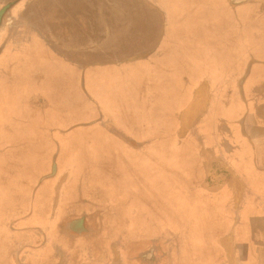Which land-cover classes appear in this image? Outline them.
I'll return each mask as SVG.
<instances>
[{
    "label": "crops",
    "instance_id": "1",
    "mask_svg": "<svg viewBox=\"0 0 264 264\" xmlns=\"http://www.w3.org/2000/svg\"><path fill=\"white\" fill-rule=\"evenodd\" d=\"M7 3L0 23V157L13 148L19 170L35 167V183L0 198V264H29L31 256L41 261L46 234L62 227L77 201L75 187L63 191L69 169L45 196L46 179L56 173L63 149L52 132L65 133L71 124L55 125L62 115L55 112L54 90L45 96L26 89L20 80L31 85L40 78V84L63 78L67 70L69 85L77 86L79 75L85 84L89 74L119 69L111 72L119 74L121 89L96 97L85 94L84 101L90 99L89 106L98 113L84 125L98 124L107 140L116 138L117 147L143 149L159 140L157 163L164 160L163 149L173 165L172 154L179 153L192 183L214 194L213 204L205 205L209 211H240L245 208L236 205L240 197L264 199V0H0V12ZM136 11L145 14L134 15ZM125 27L150 41V46L131 54L133 60L101 56L82 63L72 58L76 53L105 54L95 50L94 43H120ZM127 112L139 119L131 133L118 126ZM174 114L179 116L176 129ZM155 121V135L137 134ZM33 123L38 126L30 131ZM3 129L8 132L5 138ZM34 151L42 158V171L28 160ZM212 167L216 184L209 185ZM41 190L44 197L38 196ZM249 204L246 212L264 214V204ZM215 214L213 228L222 225ZM30 221L37 226H29ZM214 240L220 246L216 236L205 246H213L209 243ZM30 247L39 253L30 255ZM57 252H63V246ZM206 253L207 260L203 255L199 261L216 264L219 255ZM184 260L200 263L191 262L189 254Z\"/></svg>",
    "mask_w": 264,
    "mask_h": 264
},
{
    "label": "rangeland",
    "instance_id": "2",
    "mask_svg": "<svg viewBox=\"0 0 264 264\" xmlns=\"http://www.w3.org/2000/svg\"><path fill=\"white\" fill-rule=\"evenodd\" d=\"M133 14L142 16L145 13L136 11ZM146 14L148 15L147 12ZM149 14L156 15L155 12ZM151 22H148L147 26H150ZM134 30L125 27L120 32L122 36L120 43L113 40L94 43L95 50L104 51L103 55L76 53L72 58L82 63L100 59L101 56L103 60L109 61L112 57V59H123L126 56L133 60L134 56L131 54L134 51L150 46V41L140 39ZM146 31L149 35L151 28ZM127 33L129 36L126 35ZM87 57L88 60H86ZM115 70L119 69L107 71L105 68L102 71L103 74H89L85 77V84L82 80L80 81L81 75H79L77 86L69 85V78L65 77L70 73L67 70L62 71V73L65 72L62 74L63 78L42 80L40 84H38L40 78L31 85H27L23 80L19 81L26 89L41 91L45 96L54 90L52 97H55L58 103L55 112L62 115L61 123L57 117L55 125L71 124V129L65 133L52 132L54 138L58 141L61 139L63 149L60 157L65 159L63 162L58 155L55 162L57 171L50 175L51 178L46 179L49 183L46 185L48 191L45 192V196L59 182L65 169L71 170V173L68 176L69 181L64 184L63 191H67L72 186L75 187L74 194H77L74 213L65 215L62 227L55 233L51 232L53 238L46 234L47 250L46 253L43 250L40 253L43 259L34 260V256H31L29 264H139L137 254L149 248L150 251L143 252L142 255L150 256L153 264H192L185 262L186 255L189 254L190 261H199L203 255L207 260L206 251L208 250L219 255V264H240V255L248 257L250 264H264V214L259 211L246 212L249 210L247 203L264 204V199L240 197L237 198L236 205L245 207L240 211L230 207L228 209L224 207L222 211L218 209L216 212L209 211L205 205L213 204L214 194L192 183L179 153L173 152L172 158L176 157L173 165L171 160H166L169 156L163 149L162 159L164 160L157 163L155 153L158 149L155 146L160 143L159 140L153 141V145H147L143 149H132L122 145L117 147L119 143L116 138L112 136L107 140L101 126L84 125L98 113L95 106H89V97V101L87 99L84 101L86 93L102 96L112 94V91H116L117 88L121 89L122 85L117 78L119 74L111 72ZM75 95L76 99H74ZM102 104L106 108V104ZM174 104L178 103L175 101ZM126 116L127 119H123L121 124L116 121L115 123L122 130L131 133L139 119L133 112H127ZM172 121L176 129L179 116L174 114ZM33 124L35 126L32 124L29 126L30 131L38 126V123ZM156 126L155 121L145 131L137 134L144 137L150 134L155 135ZM2 132L3 137H7L8 132L5 129ZM44 132L42 129V133ZM20 136L22 137V133ZM47 136L50 137V135ZM174 139H176L175 136ZM14 151L13 148L9 149L4 152L6 154L4 158L0 157V198L2 199L8 197L7 193L11 194L12 191L13 194L18 193L20 189H29L28 185L35 183V167L19 170ZM41 159L36 151L28 155V160L35 163L37 168L40 166V171L43 170L40 164ZM210 171L208 183L214 185L215 181H212L215 179L214 167ZM18 174H21L23 178ZM42 194L44 197V192L41 190L38 196ZM38 196L35 197L37 205L40 202ZM21 198H16L19 204H21ZM92 210L94 212H90ZM213 213H217L214 217H219L218 221L221 218L220 227L211 226L214 222L211 218ZM81 215L86 216H84L83 230L77 234L73 229H69L66 223ZM30 225L37 226V223L30 221ZM213 236H216L217 241L221 243L220 246L215 240L209 243L214 244L213 246H205ZM59 245L63 246V252H57ZM0 247L2 249L1 245ZM54 248L57 250L55 251ZM30 253L33 255L39 252L30 247ZM199 262L194 264L205 263Z\"/></svg>",
    "mask_w": 264,
    "mask_h": 264
},
{
    "label": "flooded vegetation",
    "instance_id": "3",
    "mask_svg": "<svg viewBox=\"0 0 264 264\" xmlns=\"http://www.w3.org/2000/svg\"><path fill=\"white\" fill-rule=\"evenodd\" d=\"M9 6H10V3H7L5 5V7L2 9V11L0 12V23L3 20V16H4L3 11H4V9H6V8L8 9ZM84 216H86V215H81L80 217L69 221L68 223H66L67 224V227L69 229H73L75 232H77V234L81 233L82 230H83V222L85 220L84 219ZM146 251H150V248L149 249H145L143 251H139V253L137 254V259L139 260V264H153V261H152V259H151L150 256H147L146 255L144 257L142 255L143 252H146ZM148 255H150V254H148ZM235 256H237V254H235ZM240 256H241V262H240V264H250V259L248 257L243 256V255H240ZM217 262H216V264L219 263V262L218 263ZM235 264H237V263H235Z\"/></svg>",
    "mask_w": 264,
    "mask_h": 264
},
{
    "label": "water",
    "instance_id": "4",
    "mask_svg": "<svg viewBox=\"0 0 264 264\" xmlns=\"http://www.w3.org/2000/svg\"><path fill=\"white\" fill-rule=\"evenodd\" d=\"M236 3H241V2H245L247 0H234Z\"/></svg>",
    "mask_w": 264,
    "mask_h": 264
}]
</instances>
